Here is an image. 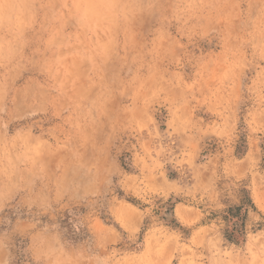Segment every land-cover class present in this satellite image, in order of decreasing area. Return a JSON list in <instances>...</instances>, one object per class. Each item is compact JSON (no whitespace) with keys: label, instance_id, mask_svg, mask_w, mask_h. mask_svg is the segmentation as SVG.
Returning <instances> with one entry per match:
<instances>
[{"label":"rangeland","instance_id":"374dc122","mask_svg":"<svg viewBox=\"0 0 264 264\" xmlns=\"http://www.w3.org/2000/svg\"><path fill=\"white\" fill-rule=\"evenodd\" d=\"M0 264H264V0H0Z\"/></svg>","mask_w":264,"mask_h":264}]
</instances>
